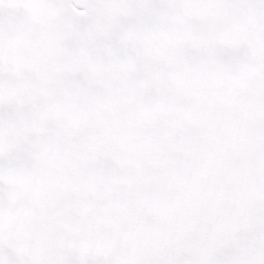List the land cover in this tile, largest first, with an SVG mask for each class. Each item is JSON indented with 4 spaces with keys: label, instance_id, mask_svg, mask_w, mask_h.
I'll return each mask as SVG.
<instances>
[{
    "label": "snow or ice",
    "instance_id": "snow-or-ice-1",
    "mask_svg": "<svg viewBox=\"0 0 264 264\" xmlns=\"http://www.w3.org/2000/svg\"><path fill=\"white\" fill-rule=\"evenodd\" d=\"M0 264H264V0H0Z\"/></svg>",
    "mask_w": 264,
    "mask_h": 264
}]
</instances>
